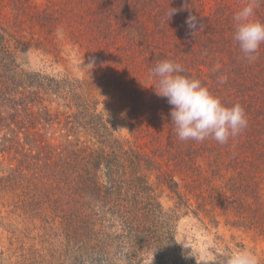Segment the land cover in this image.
Wrapping results in <instances>:
<instances>
[{"label": "trees", "instance_id": "obj_1", "mask_svg": "<svg viewBox=\"0 0 264 264\" xmlns=\"http://www.w3.org/2000/svg\"><path fill=\"white\" fill-rule=\"evenodd\" d=\"M206 6L0 0V195L22 237L35 233L53 264H189L176 237L183 216L215 228L224 218L264 237V44L249 62L233 39L238 11ZM255 18L264 21V0ZM69 41L86 50L96 75L108 71L106 81L94 77L124 97L131 139L118 135L93 80L21 63L32 43L58 57ZM166 59L226 106L240 104L247 128L224 145L179 140L171 106L149 79ZM163 190L173 209L161 203Z\"/></svg>", "mask_w": 264, "mask_h": 264}, {"label": "rangeland", "instance_id": "obj_2", "mask_svg": "<svg viewBox=\"0 0 264 264\" xmlns=\"http://www.w3.org/2000/svg\"><path fill=\"white\" fill-rule=\"evenodd\" d=\"M33 1L45 5L47 0ZM220 3L239 11L248 3V0H207L206 9H214ZM61 50V55L57 57L56 53H45L32 43V47L21 53L20 60L24 68L30 71L42 70L49 74H70L77 79L93 80L96 84L95 89L101 102V108L111 117L118 135L122 139H131L130 121L123 109L126 103L124 97L112 86L105 87V83L99 86L100 81L94 77L102 76V80L106 81L102 73L105 75L108 71L104 69L101 72L99 70L100 75H96L98 69L95 62L87 60L86 50L79 44L75 45L69 41ZM93 77L94 79H92ZM159 193L164 208L173 209L176 202L173 195L168 190L159 191ZM8 204V198H2L0 195V261L3 264H53L55 261L47 254L48 251L43 249L44 246H47L32 240L35 233L27 235L30 237L29 239L22 237V225L18 224V219L10 213L11 208L8 207ZM176 237L183 256L189 264H197V260L198 264L200 261L205 264H220V261L216 260L217 249L231 252L248 249L259 257L260 264H264V237L254 231L227 226L224 218L220 219L219 227L215 228L204 226L193 216H183L178 222ZM143 264L152 263L144 262Z\"/></svg>", "mask_w": 264, "mask_h": 264}, {"label": "clouds", "instance_id": "obj_3", "mask_svg": "<svg viewBox=\"0 0 264 264\" xmlns=\"http://www.w3.org/2000/svg\"><path fill=\"white\" fill-rule=\"evenodd\" d=\"M258 3L259 0H248L233 17V39L249 62L257 59L260 46L264 44V21L255 18ZM174 13L172 11L170 17ZM186 22L190 29L195 30L199 19L190 15ZM183 73L181 64L168 59L156 63L149 70V79L154 81L156 94L166 98L171 106V124L179 140L203 142L212 139L224 145L247 128L246 113L240 104L226 106L199 79ZM216 257L220 264H260L259 257L248 249L236 252L217 249ZM199 264L205 262L200 261Z\"/></svg>", "mask_w": 264, "mask_h": 264}]
</instances>
